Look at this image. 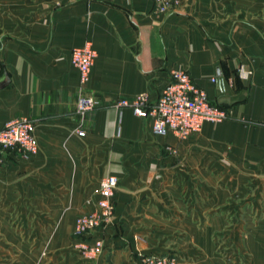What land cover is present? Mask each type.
Listing matches in <instances>:
<instances>
[{"label": "crops", "instance_id": "crops-1", "mask_svg": "<svg viewBox=\"0 0 264 264\" xmlns=\"http://www.w3.org/2000/svg\"><path fill=\"white\" fill-rule=\"evenodd\" d=\"M86 42L96 58L84 91L99 105L78 136L70 55ZM175 69L227 118L179 140L112 107L156 101ZM16 119L35 123L38 150L0 148V264H91L73 228L106 176L117 179L114 215L96 233L95 264L153 254L206 264L207 191L264 162V0H182L166 14L153 0H0V129Z\"/></svg>", "mask_w": 264, "mask_h": 264}, {"label": "built area", "instance_id": "built-area-1", "mask_svg": "<svg viewBox=\"0 0 264 264\" xmlns=\"http://www.w3.org/2000/svg\"><path fill=\"white\" fill-rule=\"evenodd\" d=\"M92 2L94 0H85ZM182 0H153V11L166 14L176 10ZM96 58V51L90 43H85L72 50L70 62L79 73L80 89L75 104V116L78 127L75 133L84 134L82 123L88 113L98 105L99 100L84 91L89 72ZM213 83L214 79L211 80ZM112 107L128 108L139 118H147L151 123L154 135H174L185 140L193 133L200 131L206 122L216 123L227 118V113L213 105L206 93L196 87L187 72L179 69L171 71L156 101L151 102L146 94L132 100L116 101ZM35 123L28 119H16L0 129V148L16 152L23 159L36 155L38 147L35 138ZM117 179L114 176L102 178L98 186V198L94 209L80 214L74 223L73 235L76 238L74 249L82 259L95 264L102 255L104 242L96 235L105 231L113 221L114 196ZM142 264H181L176 258L148 255L141 260Z\"/></svg>", "mask_w": 264, "mask_h": 264}, {"label": "rangeland", "instance_id": "rangeland-1", "mask_svg": "<svg viewBox=\"0 0 264 264\" xmlns=\"http://www.w3.org/2000/svg\"><path fill=\"white\" fill-rule=\"evenodd\" d=\"M251 171L253 176L247 172L245 176L222 178L217 185L223 192L215 193V198L206 193L207 204H212L206 208V227L212 231L202 257L206 264H264L262 252L256 251L258 244L259 249L261 244L264 248V162ZM253 236L254 244L248 239Z\"/></svg>", "mask_w": 264, "mask_h": 264}]
</instances>
